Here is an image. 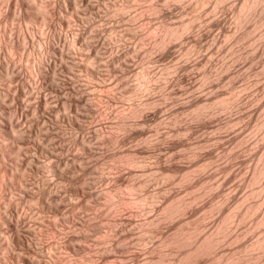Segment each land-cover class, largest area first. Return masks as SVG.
<instances>
[{"label": "rangeland", "instance_id": "374dc122", "mask_svg": "<svg viewBox=\"0 0 264 264\" xmlns=\"http://www.w3.org/2000/svg\"><path fill=\"white\" fill-rule=\"evenodd\" d=\"M0 264H264V0H0Z\"/></svg>", "mask_w": 264, "mask_h": 264}, {"label": "bare ground", "instance_id": "6f19581e", "mask_svg": "<svg viewBox=\"0 0 264 264\" xmlns=\"http://www.w3.org/2000/svg\"><path fill=\"white\" fill-rule=\"evenodd\" d=\"M263 240V239H262ZM212 245V244H211Z\"/></svg>", "mask_w": 264, "mask_h": 264}]
</instances>
